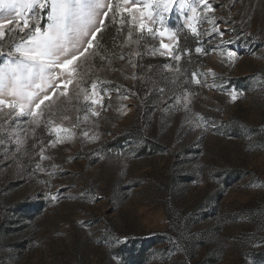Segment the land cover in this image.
<instances>
[{
  "label": "rangeland",
  "instance_id": "rangeland-1",
  "mask_svg": "<svg viewBox=\"0 0 264 264\" xmlns=\"http://www.w3.org/2000/svg\"><path fill=\"white\" fill-rule=\"evenodd\" d=\"M213 7L233 41L221 48L238 56L230 65L212 51L216 37L201 45L206 55L194 48L180 62L181 82L191 80L189 69L201 74L200 85H184L190 111L176 103L186 93L171 69L137 74L139 44L125 43L126 30L101 52L106 60L81 68L111 94L101 115L85 122L71 85L70 101L53 109L57 121L71 117L64 127L77 115L81 123L71 142L45 152L51 160L32 148L52 138L47 129L41 124L33 138L29 117L21 118L27 144L19 153L14 142L0 145V264H264V0ZM167 23L175 30L180 21L172 14ZM146 37V54L159 56L158 39ZM82 86L90 90V81ZM36 163L45 171L33 174Z\"/></svg>",
  "mask_w": 264,
  "mask_h": 264
},
{
  "label": "snow or ice",
  "instance_id": "snow-or-ice-1",
  "mask_svg": "<svg viewBox=\"0 0 264 264\" xmlns=\"http://www.w3.org/2000/svg\"><path fill=\"white\" fill-rule=\"evenodd\" d=\"M213 2L214 0H0V145L14 142L17 145L16 153H19L29 138L28 131L21 126V118L29 117V130L33 138L41 124L52 137L46 142L41 140L33 143L32 148L39 147L41 161L51 160L52 157L45 155V152L71 142L75 137L74 130L81 123L77 115L76 122L71 127H64L63 121H71V117L63 115L62 120L57 121V113L53 111L60 103L70 101V85L76 101L82 103V109H76L77 113L81 110L86 112L85 122L89 116L98 118L101 115L105 99L110 100L111 94L104 87L105 81L99 77L91 79L90 72H82L81 68L82 65H91L97 57L101 61L107 59L101 55L103 50L99 37L109 19L113 24L118 23L121 31L127 30V45L139 44L140 39L146 35L158 39V47L152 48V54L167 57L174 62L175 67L171 63L164 67L172 70V82L186 93L176 97V103L183 102L184 109L190 111L192 94L187 93L184 85H200L202 81L198 77L201 74L193 71L190 81L181 82L183 73L180 62L185 57L190 62L192 50L180 47L178 32L186 31V34L191 35L197 44V54L206 55L208 49L201 45L207 42L212 46V40L219 37V42L212 46V51L220 50L221 55H226L230 65L238 56L236 51L221 48L233 41L225 39V31L217 21H227L215 15ZM172 14H176L180 21L175 30L167 23ZM134 34L136 39H133ZM246 35L250 36L251 33ZM165 36L170 42H165ZM118 58L125 59L124 55ZM129 63L131 64L130 60ZM208 72L212 70L208 69ZM212 74L215 75L214 72ZM89 81L90 90L82 86ZM237 98L238 94L233 91L231 100L235 101ZM201 126L199 122L196 123V127ZM81 136L92 141L99 139L98 134L89 135L86 131ZM16 153L13 154V160L17 168L22 169L23 165L15 161ZM36 171L44 172L45 168L41 163H36L33 174ZM45 197L54 202L58 200L51 192L46 193Z\"/></svg>",
  "mask_w": 264,
  "mask_h": 264
},
{
  "label": "trees",
  "instance_id": "trees-1",
  "mask_svg": "<svg viewBox=\"0 0 264 264\" xmlns=\"http://www.w3.org/2000/svg\"><path fill=\"white\" fill-rule=\"evenodd\" d=\"M106 27L103 33L99 37L100 47L103 52L109 53L115 49V46L118 42H122L126 35V29L121 31L120 25L118 23L113 24L112 21L106 20ZM180 47L181 48H190L193 52L195 48V42L193 39L186 37L183 33H179ZM139 42V47L137 48V52H139L138 56L135 59L137 74L139 76H146L151 73L153 70L164 67L165 64L173 63L167 57L161 56H150L146 54V50L149 46L151 40H149L146 36L142 38ZM153 41V40H152ZM155 43V42H154ZM173 65V64H172ZM174 66V65H173ZM191 72L193 69L188 70V74L191 76ZM125 135H121L117 137V139H124ZM146 147L144 146L142 150Z\"/></svg>",
  "mask_w": 264,
  "mask_h": 264
}]
</instances>
